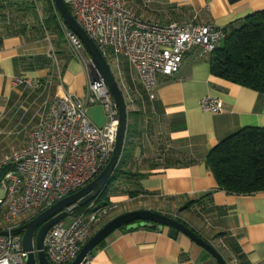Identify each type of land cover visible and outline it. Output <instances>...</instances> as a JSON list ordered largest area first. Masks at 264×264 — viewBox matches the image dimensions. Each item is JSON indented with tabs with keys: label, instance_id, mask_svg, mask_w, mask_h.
Returning <instances> with one entry per match:
<instances>
[{
	"label": "crops",
	"instance_id": "crops-1",
	"mask_svg": "<svg viewBox=\"0 0 264 264\" xmlns=\"http://www.w3.org/2000/svg\"><path fill=\"white\" fill-rule=\"evenodd\" d=\"M126 6L139 19L159 25L227 28L264 9V0H126ZM47 36L49 42L5 36L0 43V159L26 145L54 96L68 91L84 99L93 77L73 56L64 31L60 37ZM52 46L59 62L51 59ZM106 52L129 101L125 144L131 141V147L119 163L123 172L105 189V202L116 209L95 231L121 213L148 209L184 223L213 245L227 264H264V191L234 195L217 190L205 164L209 150L229 134L264 128V94L214 76L210 53L192 48L176 76L157 77L151 98L126 57L111 47ZM36 81L39 87L33 88L30 83ZM203 97L218 99L221 110L203 111ZM87 115L97 125L107 121L100 104L90 106ZM24 129L27 136L21 137ZM88 261L218 264L184 234L171 238L166 227L117 229Z\"/></svg>",
	"mask_w": 264,
	"mask_h": 264
},
{
	"label": "built area",
	"instance_id": "built-area-1",
	"mask_svg": "<svg viewBox=\"0 0 264 264\" xmlns=\"http://www.w3.org/2000/svg\"><path fill=\"white\" fill-rule=\"evenodd\" d=\"M64 2L110 68L108 47L126 57L151 98L157 77L176 76L187 51L198 48L211 53L225 35L224 28L218 26L143 21L126 6V0ZM60 22L73 56L90 72L91 60L81 40ZM30 85L39 87L37 81ZM96 104L102 106L107 118L103 125L93 123L87 115V109ZM199 105L210 113L221 110V102L213 97H203ZM117 116L104 80L97 78L89 81L84 99L68 91L54 96L26 145L0 159V171L12 167L0 178L4 222L0 228L4 232L0 234V264H25L27 252L22 248L20 226L87 185L103 170L115 144ZM127 139L126 134L125 143ZM96 199L68 211L47 230L43 250L50 264L71 263L96 227L116 209V205H100ZM82 264H89L88 258Z\"/></svg>",
	"mask_w": 264,
	"mask_h": 264
},
{
	"label": "trees",
	"instance_id": "trees-1",
	"mask_svg": "<svg viewBox=\"0 0 264 264\" xmlns=\"http://www.w3.org/2000/svg\"><path fill=\"white\" fill-rule=\"evenodd\" d=\"M40 2L39 7L37 0H0V43L5 36H21L28 42L51 33L62 36L53 0ZM224 32L222 43L210 53L211 73L264 94V9L229 25ZM205 164L217 190L234 195L264 191V128H243L229 134L209 150ZM119 165L112 180L123 172ZM11 168H2L0 178ZM105 197L104 189L97 203L107 204Z\"/></svg>",
	"mask_w": 264,
	"mask_h": 264
},
{
	"label": "water",
	"instance_id": "water-1",
	"mask_svg": "<svg viewBox=\"0 0 264 264\" xmlns=\"http://www.w3.org/2000/svg\"><path fill=\"white\" fill-rule=\"evenodd\" d=\"M55 8L65 26L78 36L91 60V81L101 78L104 80L108 93L111 95L118 110V127L115 144L111 157L103 170L87 185L64 197L54 205L41 212L31 220L20 226L22 232V248L27 252L25 264H50L43 250V240L47 230L62 220L68 211L77 206H84L97 198L112 180L114 171L118 167L126 139L128 121V102L126 101L115 76L96 44L88 37L84 29L71 14L64 0H53ZM162 229L166 227L171 238L178 233L187 236L194 243L212 255L218 264H227L220 253L208 241L184 223L161 213L139 209L121 213L105 222L82 245L73 261L69 264H82L92 251L117 229L134 230L138 228ZM4 232L0 231V234Z\"/></svg>",
	"mask_w": 264,
	"mask_h": 264
},
{
	"label": "rangeland",
	"instance_id": "rangeland-1",
	"mask_svg": "<svg viewBox=\"0 0 264 264\" xmlns=\"http://www.w3.org/2000/svg\"><path fill=\"white\" fill-rule=\"evenodd\" d=\"M38 2H39V7H40V4H41V2L40 1H42V0H37ZM45 39H46V36H45ZM46 41L47 42H49V40H47L46 39ZM50 49V48H49ZM56 50H55V47H53L52 46V48H51V51H50V55H51V59L53 60V61H57V62H59L58 61V54L55 52ZM27 132H28V130L27 129H24V130H22V132H19V134L21 133V137H23V136H27ZM19 136V135H18ZM131 147V141H128L127 142V147H126V150L124 151V159H125V157H128L127 155H128V153H129V148ZM1 191V190H0ZM0 195H1V193H0ZM67 220L68 219H65V222H67ZM3 208H0V226L2 227L3 226Z\"/></svg>",
	"mask_w": 264,
	"mask_h": 264
}]
</instances>
